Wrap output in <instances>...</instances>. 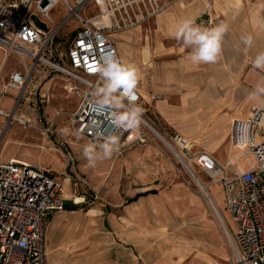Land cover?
Instances as JSON below:
<instances>
[{"label":"crops","instance_id":"1","mask_svg":"<svg viewBox=\"0 0 264 264\" xmlns=\"http://www.w3.org/2000/svg\"><path fill=\"white\" fill-rule=\"evenodd\" d=\"M207 1L158 0L166 5L164 10L148 24L119 33L121 41L115 47L117 53L119 49L123 53L120 59L136 65L142 74L137 92L143 106L162 126L187 137L194 151L210 154L230 174L235 170L230 161L238 152L230 143L231 122L245 118L250 107L264 103V95L249 98L257 84L264 82V69L254 67L256 57L264 53V0H211L214 25L227 24L228 30L217 62L197 65L190 59L191 49L174 36L179 21L199 17ZM247 36L252 37L251 46L242 39ZM0 51L1 90V81L21 70V66H9V57ZM51 76L38 78L43 82ZM3 92L6 96L1 107L9 106L5 104L7 96L13 97L14 106L18 91L4 83ZM17 133L16 127L5 133L7 146L14 145L11 142ZM74 145L77 144L72 142ZM132 148L135 146L119 151ZM5 149L0 162L30 163L48 171L61 186L65 209L48 215L44 231L46 264H183L190 252H209L212 248L203 241H192L184 231L172 236L159 232V224L167 225L169 220L165 215L159 217V208L153 201L145 200L157 196L154 189H140L131 192L126 201L106 204L96 203L98 196L92 192L89 198L83 196L90 204H73L66 182L63 188L50 170L32 163L23 148ZM207 193L212 197L208 185ZM203 216L200 211L196 217Z\"/></svg>","mask_w":264,"mask_h":264},{"label":"built area","instance_id":"2","mask_svg":"<svg viewBox=\"0 0 264 264\" xmlns=\"http://www.w3.org/2000/svg\"><path fill=\"white\" fill-rule=\"evenodd\" d=\"M59 3L67 15L56 23L51 14ZM89 7L95 13L89 14ZM165 7L158 0H0V49L6 58L19 56L21 66L9 74L7 87L21 96L38 77L58 74L66 79L67 93L79 97L68 118L74 132L81 130L80 137L87 142L101 128L106 134L119 135V149L144 146L155 135L186 169L193 171L195 165L210 184L222 186L235 226L224 232L230 263L264 264V103L231 122L230 143L238 152L230 161L235 168L230 174L210 154L194 151L187 137L173 131L159 133L144 118L145 110L138 130L123 131L112 129L106 110L95 105V90L103 83L95 69L109 53L119 58L111 34L141 26ZM33 16L44 29L34 23ZM194 20L214 27L211 0ZM72 22L76 26L70 31L66 52L59 54L55 47L59 34ZM137 96L136 103L142 106L138 92ZM5 116L30 126L28 120L16 118L14 111ZM83 202L91 203L86 198ZM73 204L79 203L73 200ZM64 209L61 186L48 171L17 160L0 162V264H46L47 218Z\"/></svg>","mask_w":264,"mask_h":264},{"label":"rangeland","instance_id":"3","mask_svg":"<svg viewBox=\"0 0 264 264\" xmlns=\"http://www.w3.org/2000/svg\"><path fill=\"white\" fill-rule=\"evenodd\" d=\"M95 11L93 7H89L87 12L93 14ZM51 15L55 22L59 23L66 17L67 10L59 3ZM75 26L76 23L72 22L61 31L55 45L57 53L66 52L71 38L70 31ZM118 34L112 36L114 44L121 41ZM121 53L119 49V58L122 56ZM18 61L19 56L12 54L8 58V65L18 64ZM7 81V78L1 81L3 88L0 90V109L6 114L14 111L16 118L28 120L30 126L25 128L14 120L8 125L9 118L0 114V160L6 154V147L23 148L26 155L31 157V162L50 170L59 179L63 188L64 182L67 183L71 189L72 203L75 197H79L82 200L79 204H84L83 196L89 198L92 192L98 196L96 203L106 204L115 200L126 201L131 192H138L140 189L142 192L154 189L158 193L157 196L145 200L153 201L159 208V217L165 215L169 220L167 225L159 224L160 233L172 236L184 231L192 241L199 240L212 246L209 252H190L183 264H231L228 243L213 210L206 202L197 182L159 138L153 135L144 146H135L125 151L119 149L110 159L98 161L95 167H88L82 154L87 141L75 134L68 118L79 97L68 96L63 76L52 74L49 80L43 82L41 78H37L24 94L14 99V106L11 103L13 97L7 96L5 104L9 106L2 108L1 104L6 96L3 92L4 83ZM143 108L144 118L154 129L162 134L169 131L154 118L148 107ZM12 127L18 128V133L11 142L14 145L7 146L5 133L7 134ZM64 128L69 130L67 134H61V129ZM72 142L79 147L77 145L72 147ZM229 168L226 165V169ZM193 172L200 182L204 183L206 192L208 185L209 192L214 198L212 199L218 204L217 206L215 203L227 228L235 229L225 206L222 186L219 183L210 184L211 180L195 165ZM200 211L204 216L198 219L196 216Z\"/></svg>","mask_w":264,"mask_h":264},{"label":"clouds","instance_id":"4","mask_svg":"<svg viewBox=\"0 0 264 264\" xmlns=\"http://www.w3.org/2000/svg\"><path fill=\"white\" fill-rule=\"evenodd\" d=\"M228 25L221 23L214 27H204L191 18L179 21L174 38L181 41L185 48H190V59L193 64L216 63L220 52L221 42ZM246 45L251 46L252 37H242ZM254 67L264 69V53H260ZM95 71L102 79V86L95 90L98 99L95 105L106 110L112 129L123 131L138 130L142 123L144 109L136 103L137 86L142 78L139 68L126 63L114 54L101 58ZM264 95V82L257 84L250 93V99ZM127 101V103H125ZM68 129H61V134H67ZM78 137L81 130H76ZM94 139L83 146V157L88 167H95L98 161L110 159L119 150L120 137L114 132L106 134L101 128L93 133Z\"/></svg>","mask_w":264,"mask_h":264},{"label":"bare ground","instance_id":"5","mask_svg":"<svg viewBox=\"0 0 264 264\" xmlns=\"http://www.w3.org/2000/svg\"><path fill=\"white\" fill-rule=\"evenodd\" d=\"M0 114H3V115L5 114L6 115V112L3 109H0ZM9 116L11 117V115H9ZM187 170H188V172L190 173L191 176L193 175L192 177L197 182L196 184L199 187V189H200L201 193L203 194V196L205 197L206 202L212 208V210L214 212V215L216 216V219L218 220L219 224H221V226H223V228L225 230L224 232L228 233L227 225H226V223H224L222 217L220 216L218 207L216 206L214 200L206 192L205 187H204V183L200 182V180L197 178V176L194 174V172L191 169H187ZM74 200H75L76 203H80L82 201L81 198H79V197L74 198Z\"/></svg>","mask_w":264,"mask_h":264},{"label":"water","instance_id":"6","mask_svg":"<svg viewBox=\"0 0 264 264\" xmlns=\"http://www.w3.org/2000/svg\"><path fill=\"white\" fill-rule=\"evenodd\" d=\"M32 19H33L34 23H35L37 26L41 27L42 29L45 28V25L42 24L41 22H39L38 19H37L35 16H33Z\"/></svg>","mask_w":264,"mask_h":264}]
</instances>
